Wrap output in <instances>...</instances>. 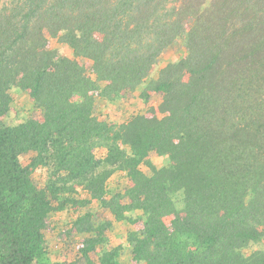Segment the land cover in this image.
<instances>
[{"label":"trees","instance_id":"16d2710c","mask_svg":"<svg viewBox=\"0 0 264 264\" xmlns=\"http://www.w3.org/2000/svg\"><path fill=\"white\" fill-rule=\"evenodd\" d=\"M46 32L93 61L109 96L141 84L161 50L185 33L189 56L166 65L151 88L164 93L168 117L139 114L117 124L93 115L95 83L48 47ZM19 82L45 116L7 126L0 114V264H34L50 214L75 200L56 205L57 186L51 196L34 186L32 172L47 159L113 214L144 211L143 230L129 239L138 262L264 264V0H3L0 102ZM96 148L106 157L97 158ZM152 150L173 163L147 175L139 165ZM29 151L36 155L24 165L20 156ZM213 163L229 176L220 194L202 174ZM106 166L132 178L124 194L107 198L114 169ZM93 219L87 212L75 222L86 234L85 258L108 244L109 222ZM258 242L261 248L244 252ZM121 250L104 248L100 264H120Z\"/></svg>","mask_w":264,"mask_h":264},{"label":"rangeland","instance_id":"374dc122","mask_svg":"<svg viewBox=\"0 0 264 264\" xmlns=\"http://www.w3.org/2000/svg\"><path fill=\"white\" fill-rule=\"evenodd\" d=\"M3 0L0 2L2 5ZM48 38V47L56 50L60 55L70 58L75 64L81 65L87 76L96 87L92 91L94 98L93 115L101 120L110 123H123L132 119L134 116L143 114L153 119H165L168 117L167 112L162 109L164 93L161 91H151L153 83L159 78L161 70L169 63L178 62L189 56V48L186 43V34L178 36L172 43L164 47L157 57V61L151 68L147 77L141 84L134 88H124L118 95L109 96L104 93V88L108 82L97 80L93 68V61L90 58L78 55L74 48L68 43L63 42L58 36H53L46 32ZM101 34H96L95 38L100 39ZM183 79L191 82L193 74L185 71ZM9 100L0 102V114L2 122L7 126H16L29 119H43L45 116V107L40 100L33 98L30 90L25 88L20 82L12 85L9 90ZM149 94V95H148ZM148 96L147 98L145 96ZM79 97V96H78ZM130 150L128 146H124ZM36 155L35 151H29L20 156L22 164L27 165ZM95 156L97 158L106 157L105 148H96ZM50 159L45 164L38 165L32 172L34 186L39 190H46L51 196L50 190L56 187L52 193L54 204L61 202L69 196L70 200L66 203L65 208L57 210L50 214V220L47 227L44 228L45 244L42 255L35 259L34 264H100L99 254L104 248H113L121 246L122 250L119 255L120 264H146L138 262L133 254V245L129 239L132 233L143 230L145 215L142 209H134L125 212L124 217L113 214L109 209L104 208L98 200L91 199L89 191L73 179L68 172L58 168ZM173 163L170 154L159 153L152 150L140 163L139 168L147 175H152V167L157 168L169 166ZM221 164L213 163L202 169V174L212 187L221 193L229 180L228 173L221 168ZM111 169V166H106ZM99 168L98 170H100ZM114 171L106 181L108 190L107 198L114 194H124L132 186L133 180L127 171L117 166L112 168ZM250 196V195H249ZM249 196L246 197L248 201ZM181 195L176 193L174 200L177 204L182 202ZM129 199L122 197L121 203L128 202ZM87 212L93 213V223L96 226L109 222L105 229L108 244L97 246L96 251L91 252L88 258H85L81 252L86 234L80 233L75 224L77 218ZM221 213L229 219L226 209H221ZM233 216H236L234 211ZM173 216L165 217L167 223H171ZM262 242L253 243L244 249L246 254L253 250L261 248Z\"/></svg>","mask_w":264,"mask_h":264}]
</instances>
